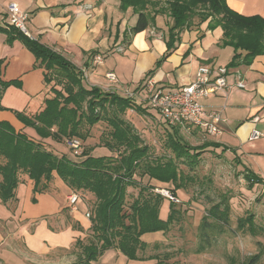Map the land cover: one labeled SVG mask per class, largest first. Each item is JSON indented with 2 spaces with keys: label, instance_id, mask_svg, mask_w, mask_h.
Wrapping results in <instances>:
<instances>
[{
  "label": "trees",
  "instance_id": "1",
  "mask_svg": "<svg viewBox=\"0 0 264 264\" xmlns=\"http://www.w3.org/2000/svg\"><path fill=\"white\" fill-rule=\"evenodd\" d=\"M117 1L123 13L132 9L138 16L132 34L154 27L158 16L169 19L164 39L167 57L176 50L183 31L206 23L207 31L221 28V46L234 50L228 69L250 66L256 57L264 55V19L243 16L232 10L226 0ZM195 19H198V23H195ZM0 32L6 35L7 45L21 42L35 57L36 67L44 69L45 85L52 84L49 90L52 94L45 100L42 111L32 117L16 112L22 124L34 129L38 138H30L26 133L16 131L10 123L0 122L2 203L15 199L24 174L32 182L35 194L48 191L56 175L71 190L89 192L96 198L95 208L90 213L91 236L87 243L82 239L76 241L74 246L80 249V254L75 264H95L104 253L111 250L119 251L129 260L145 262L139 256L140 251L148 248L143 237L169 232L179 216L175 205L166 199L170 202L169 214L167 219L161 218L165 198L154 190H167L173 196H179L178 191L183 190L184 182L192 181V177L179 167L196 164L202 152L219 149L221 145L206 141L199 146H190L182 140L180 127H171L172 133L166 141V149L171 156L152 158L142 137L124 119L127 111L146 115L144 106L131 97L95 85L86 86L82 69L19 28L9 24L4 29L0 28ZM96 54L92 52L91 57ZM153 72L149 73L148 79ZM10 86L20 88L21 83L0 79V100ZM0 109L3 108L0 106ZM101 123H107L111 131L107 138H103V146L91 145L90 129ZM47 139L58 144L77 139L82 143V154L70 152L75 158L69 154H55L46 149L44 140ZM99 147H104L109 154L105 156L100 152L101 156H93L97 148L102 149ZM222 152H226V149ZM76 158L81 160L77 161ZM244 175L252 183L250 186L263 182L247 168ZM136 178H148L149 183L142 187ZM131 186L139 187L140 193L126 207L127 189ZM228 214L229 208L222 212L218 205L210 210V216L221 222L228 221ZM81 228L75 226V229ZM239 228L255 235L253 215L240 219ZM245 264H259V256L250 257Z\"/></svg>",
  "mask_w": 264,
  "mask_h": 264
},
{
  "label": "crops",
  "instance_id": "2",
  "mask_svg": "<svg viewBox=\"0 0 264 264\" xmlns=\"http://www.w3.org/2000/svg\"><path fill=\"white\" fill-rule=\"evenodd\" d=\"M11 3L17 4L21 11L28 14L27 22L31 26V32L27 34L29 37L82 69L85 77L94 81L93 85L102 89L124 88L128 97L133 96L131 98L139 99V102H145L148 106L145 84L151 71L154 70L148 80H154L165 91L176 92L194 80L201 65L227 67L234 56L233 48L221 46L222 29L207 31L206 23L183 31L176 50L167 57L164 39L169 19L158 16L154 27L132 34L137 15L133 12L135 24L131 25L125 12L118 20L121 23L119 28L117 24L116 31L112 32L108 12L111 3L108 0H0V28L4 29L10 24L7 7ZM226 3L243 16H259L264 19V0H226ZM114 46L116 48L112 49ZM120 48L124 50L123 54L114 57ZM228 49L232 51L228 53V60L220 62V52ZM101 50L104 52L101 53ZM94 51L97 54L91 57ZM100 55L104 59L106 55H113L115 60L111 66L106 61L95 63V58ZM2 60L5 63L0 66V79L4 82L19 81L22 88L10 86L3 93L0 100L3 108L0 109V122H8L16 131L36 139L38 136L35 131L25 127L16 112L32 117L43 110L45 100L51 95L50 88L45 85L44 69L36 67L35 57L21 42L7 45L6 35L0 32ZM108 73H114L117 81L111 83L106 78ZM239 77L245 82L244 89L236 86ZM227 80L229 88L224 94L203 101L207 111L221 112L224 120L222 134L207 139L221 145L216 151L226 149L224 155L238 158L241 169L247 168L255 172V175H262L264 179V170L261 168H264V55L256 57L250 66L229 69ZM192 131L199 133L198 138L204 137L198 129ZM254 131L261 136L251 141ZM44 142L52 147L49 151L55 154H58L56 148L62 150V155L70 153L62 144L50 139ZM100 152L103 151L97 148L93 156H101ZM108 154L107 150L102 155ZM33 188L29 178L24 177L14 200L2 203L0 199L2 206L17 209L18 220L15 221L18 228L6 234L18 238L24 253L33 258L44 259L58 251H70L77 240L83 239L82 229L87 232L91 227L90 218H86L89 212L83 211V199L78 202L77 211H72L67 198L73 190L56 175L48 191L35 194ZM71 216L82 227L81 230L75 229V223H69ZM31 225L33 227L29 230ZM0 239H3L1 234Z\"/></svg>",
  "mask_w": 264,
  "mask_h": 264
},
{
  "label": "rangeland",
  "instance_id": "3",
  "mask_svg": "<svg viewBox=\"0 0 264 264\" xmlns=\"http://www.w3.org/2000/svg\"><path fill=\"white\" fill-rule=\"evenodd\" d=\"M108 1L111 3L108 12L113 32L116 31L117 24L119 28L121 23H118V20L124 13L119 9V1ZM149 10L151 9L149 8ZM126 13L127 21L134 25L133 11L128 10ZM195 23H198V19H195ZM25 26L31 32V26L28 22ZM115 48V46L112 47V49ZM229 51L231 50L220 52V62L225 63L228 60ZM103 52L101 50V53ZM123 52L116 50V55H113L116 57L122 55ZM113 55H106V59L102 55L100 56L107 65L111 66L112 61L115 60ZM4 63V60L0 61V66ZM127 69L129 68L127 67ZM84 83L86 86H93L94 81L92 82L90 77H85ZM51 86L47 87L50 88ZM128 87H131V83ZM123 89L110 87L104 90L118 91L117 93L122 96H129L125 94ZM148 97L149 95H147L146 101H148ZM136 102L146 108L147 114L140 115L133 111H127L124 119L130 123L135 133L142 137L145 145L149 147L152 158H169L171 154L166 149V141L169 134L172 133V128L166 125L159 114L145 102H139V99ZM191 130L180 127L182 140L190 146H199L211 140L205 136L198 138L199 133ZM109 131L111 129L108 124L101 123L90 129L92 136L90 137L91 140H88L91 145L103 146V138H107ZM62 145L68 148L66 150L74 153V150L70 148L71 146L67 144V140ZM256 145L262 146L259 143ZM51 148L49 144H46L47 150H51ZM99 148H102L101 151L104 153L106 152L104 147ZM56 149L58 150L57 153L62 155V150ZM69 155L71 158H75L71 154ZM231 156L224 155L221 150L208 149L201 153L196 164L189 167H179L183 173L192 177V181L184 182L183 190H179L177 194L179 196H175L178 202L171 201L175 205V209L179 211V216L178 220L171 226L170 231L165 234L143 237L148 248L145 251H140L139 256L146 260L145 262L129 260L119 251L111 250L104 253L95 264H245L254 255L259 256V264H264V184L262 182V184L250 186L252 183L244 175V170L238 166V158ZM76 160L80 161L81 158L79 160L76 158ZM259 162L257 163L260 165ZM252 166L254 168V165ZM261 168L264 170L263 167ZM258 172L260 173L259 168ZM256 176L264 180L262 175ZM22 177H27V175L24 174ZM136 179L142 187L149 183L148 178ZM73 192L75 191L73 190ZM127 193L126 207L138 198L140 188L128 187ZM155 193L164 197L160 192L155 191ZM77 194L81 195L83 199L85 205V207L82 206L83 211L91 213V209L94 210L95 208V196L85 191H80ZM217 205L222 212L229 208L228 221L221 222L210 216V210ZM169 206L170 202L166 201L165 198L160 212V216L164 220L169 214ZM250 215L254 217L255 235L251 234L249 230L243 231L239 228V220ZM16 219L18 220V216L15 207L6 208L0 204V234L3 236V239H0V264H75L78 261L80 249L75 246L70 251H58L44 259L33 258L25 254L24 248L20 245L21 241L13 235L8 237L6 234L17 230ZM69 223L77 225L72 216L69 218ZM204 224L205 227H203ZM32 227L31 225L29 230ZM82 231H84L82 240L87 243L91 236V230L85 232L82 229Z\"/></svg>",
  "mask_w": 264,
  "mask_h": 264
},
{
  "label": "built area",
  "instance_id": "4",
  "mask_svg": "<svg viewBox=\"0 0 264 264\" xmlns=\"http://www.w3.org/2000/svg\"><path fill=\"white\" fill-rule=\"evenodd\" d=\"M9 23L19 28L26 35L28 30L25 26L29 19L27 13L20 10L19 6L11 3L7 7ZM123 52V49H117ZM100 56L95 58V63H102ZM229 69L224 66L201 65L195 74L194 80L179 91H165L152 79L146 83L148 91L149 107L159 114L163 122L169 127H183L187 130H199L205 137H214L223 132L224 122L221 112L207 111L203 105L204 99L217 94H224L228 88ZM107 78L115 82L117 76L108 73ZM236 86L239 89L246 87L245 82L239 77ZM133 97V96H130ZM191 130V131H192ZM261 135L254 131L250 140H257ZM67 144L74 150L75 155L82 154V143L77 139L68 140ZM164 195L170 201L178 202L177 198L167 190H155ZM68 203L72 211H77V204L81 197L72 192L68 196ZM90 218V213L86 214Z\"/></svg>",
  "mask_w": 264,
  "mask_h": 264
}]
</instances>
